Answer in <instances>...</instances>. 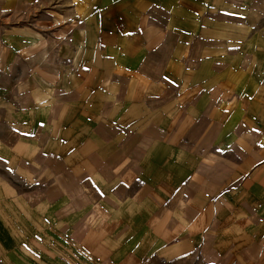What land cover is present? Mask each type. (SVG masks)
Segmentation results:
<instances>
[{"label": "crops", "instance_id": "crops-1", "mask_svg": "<svg viewBox=\"0 0 264 264\" xmlns=\"http://www.w3.org/2000/svg\"><path fill=\"white\" fill-rule=\"evenodd\" d=\"M78 5L0 21V264H264V0Z\"/></svg>", "mask_w": 264, "mask_h": 264}, {"label": "rangeland", "instance_id": "rangeland-1", "mask_svg": "<svg viewBox=\"0 0 264 264\" xmlns=\"http://www.w3.org/2000/svg\"><path fill=\"white\" fill-rule=\"evenodd\" d=\"M78 1L0 0L6 4L0 11V21L10 26L31 27L43 36H55L56 46L62 36H70L77 29Z\"/></svg>", "mask_w": 264, "mask_h": 264}]
</instances>
